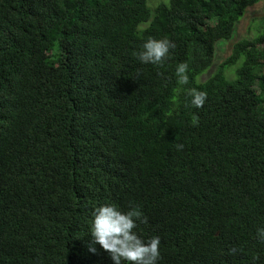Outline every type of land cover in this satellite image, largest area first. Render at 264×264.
Segmentation results:
<instances>
[{"label": "trees", "instance_id": "1", "mask_svg": "<svg viewBox=\"0 0 264 264\" xmlns=\"http://www.w3.org/2000/svg\"><path fill=\"white\" fill-rule=\"evenodd\" d=\"M148 2L0 0V264H114L104 205L141 210L157 264H264V19L198 82L264 0Z\"/></svg>", "mask_w": 264, "mask_h": 264}, {"label": "clouds", "instance_id": "2", "mask_svg": "<svg viewBox=\"0 0 264 264\" xmlns=\"http://www.w3.org/2000/svg\"><path fill=\"white\" fill-rule=\"evenodd\" d=\"M176 44L168 38L148 39L138 53H134L142 63H151L162 67L165 59L169 56L170 49H174ZM187 63H180L176 70L177 82L181 85L189 83ZM162 75V74H161ZM191 104L196 108H202L207 99V92L196 88L187 90ZM193 123H197L194 119ZM177 151L184 148L183 144H178ZM93 223L91 235L93 242L98 243L106 252L110 253L114 264H157L160 259L159 246L161 240L159 236H153L147 241L143 240L134 229L137 221L146 223L147 217L143 216L138 208H130L127 212H122L115 205H104L93 213ZM258 238L264 242V228L257 230ZM90 251L95 252V247Z\"/></svg>", "mask_w": 264, "mask_h": 264}, {"label": "rangeland", "instance_id": "3", "mask_svg": "<svg viewBox=\"0 0 264 264\" xmlns=\"http://www.w3.org/2000/svg\"><path fill=\"white\" fill-rule=\"evenodd\" d=\"M168 4L169 0H149L148 7L154 9L159 3ZM262 19H264V2L250 8L245 17L240 21L236 28V33L234 38L227 42H220L217 47L216 58L213 67L205 72L201 77H199L198 82L208 80L218 69V67L227 60L233 52L234 46L240 41L252 37L254 25L258 24Z\"/></svg>", "mask_w": 264, "mask_h": 264}]
</instances>
